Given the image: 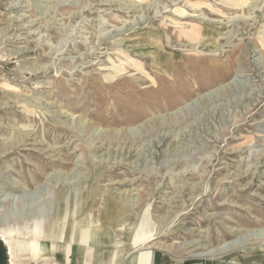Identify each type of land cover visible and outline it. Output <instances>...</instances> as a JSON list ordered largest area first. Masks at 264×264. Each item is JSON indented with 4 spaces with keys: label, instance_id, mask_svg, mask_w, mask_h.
<instances>
[{
    "label": "rangeland",
    "instance_id": "rangeland-1",
    "mask_svg": "<svg viewBox=\"0 0 264 264\" xmlns=\"http://www.w3.org/2000/svg\"><path fill=\"white\" fill-rule=\"evenodd\" d=\"M262 229L264 0H0V264H264Z\"/></svg>",
    "mask_w": 264,
    "mask_h": 264
},
{
    "label": "bare ground",
    "instance_id": "bare-ground-1",
    "mask_svg": "<svg viewBox=\"0 0 264 264\" xmlns=\"http://www.w3.org/2000/svg\"><path fill=\"white\" fill-rule=\"evenodd\" d=\"M253 235L254 236H263L264 235V229L259 230V231L258 230L254 231ZM243 241H244V238L242 236H240V237H237L234 241H231V242H228V243H224L220 247H218V248H216L214 250H209V251H208V247L204 248V246H203L202 248H199V249H202V250L204 249V251L205 250H207V251H205L204 253H200V254L194 255V257H196V258H204V257H209L211 255H214L216 253L217 254L223 253V252L231 250V249H233L235 247H240ZM0 243L4 244L6 246L5 241L2 240L1 238H0ZM7 255H8V252H7Z\"/></svg>",
    "mask_w": 264,
    "mask_h": 264
},
{
    "label": "crops",
    "instance_id": "crops-1",
    "mask_svg": "<svg viewBox=\"0 0 264 264\" xmlns=\"http://www.w3.org/2000/svg\"><path fill=\"white\" fill-rule=\"evenodd\" d=\"M171 264V263H170ZM173 264H179V261H175V263H173Z\"/></svg>",
    "mask_w": 264,
    "mask_h": 264
}]
</instances>
